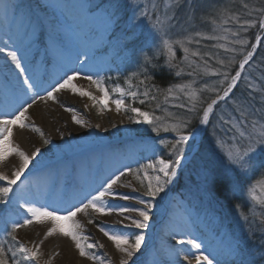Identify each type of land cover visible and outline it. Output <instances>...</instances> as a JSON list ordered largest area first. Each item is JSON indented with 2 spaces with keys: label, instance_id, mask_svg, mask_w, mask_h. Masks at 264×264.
Segmentation results:
<instances>
[{
  "label": "snow or ice",
  "instance_id": "6c2138e0",
  "mask_svg": "<svg viewBox=\"0 0 264 264\" xmlns=\"http://www.w3.org/2000/svg\"><path fill=\"white\" fill-rule=\"evenodd\" d=\"M243 7L248 8V4L245 3ZM77 8L78 11L73 14L64 3L51 4L42 0L33 8L26 7L20 0H0V53L5 56V63L0 68V161L12 155L18 157L20 161L19 167L11 173V176L0 175V181L5 182L0 186V205L3 206L0 207V224L3 225L11 241L7 248L0 244V264H36L39 245L26 246L17 239L16 233L34 221L43 219L50 221L52 225L45 239L54 234L70 238L81 258L92 261L93 264H106L100 256L91 251L97 247L103 248L104 245L89 242V237L79 232L81 225L76 220L77 214L87 213L89 209L101 215H111L114 212L120 217L117 223L125 229L135 230L128 233H110L103 227L99 229L122 254L119 264H181V257L186 264H192L193 260L195 264H247L241 242L225 230L222 224L206 232L196 228L195 232H199V235L183 229L175 231L172 235L178 237L176 244L184 247L177 248L172 245L159 255L149 253L145 243V233L149 230L151 222L155 221L156 210L163 208L171 191L170 185L177 177L182 162L186 161L189 155L199 154L204 147L202 134L207 138L208 127H213L211 142L216 149L215 154L219 164L217 168H205L203 171L207 192L223 196L230 190L234 191L237 187L236 177L246 176L254 171L258 162L264 164V122L252 120L249 123L247 113L244 111L240 112L239 118L221 115L216 125H212L210 119L220 102L227 101L231 97L241 80L245 66L249 64L264 36L259 34L256 36L252 50L247 51L239 62L238 70L231 76L227 68L228 65L235 63L233 57L223 58L219 52L201 53L199 49L191 50L188 45L193 44L192 37L174 41L164 39L163 48L170 68L177 67L173 63L176 60V51L173 47L175 44L183 51V59L187 62V66L195 65L193 71L187 75L195 77L202 71L205 76L223 77L216 82L219 88L207 84L196 88L194 87L196 80L193 79L178 84L175 88L167 89L168 96L180 101L173 107L186 108L188 113L196 114L201 126L198 128L191 127L192 120L188 118L176 120L170 125H162L159 116L132 107L130 111L133 116L129 117L131 123L147 125L157 136L161 131L172 132L175 138L171 142L161 138L163 147L168 149L166 157L157 155V150L153 147L152 157L147 163H140L137 160L135 169L131 164H124L111 171L109 175L102 176L103 169L111 167L122 155L126 157V154L133 150L135 141H131L121 153L104 145V137L96 136L95 133L88 141L82 143V137L69 140L65 139L64 133L61 132L59 144H53L47 138L43 139L45 146L51 145L55 149L54 158L47 161L43 159V153L39 148L29 155L12 142L13 129L17 126L20 129L31 128L43 138L44 134L39 128L27 123L30 120L29 109L37 99L56 101L54 93L61 90H69L80 97L86 96L94 105L99 104L105 110H110L111 103L115 105L117 113L122 110L128 111L123 98L125 95L133 100L141 95L137 91L125 93L123 88L117 87L115 92L120 98H112L99 78L84 74L81 78L90 81L102 93L101 98L97 99L91 92L73 83L80 76V72L75 67L64 71L63 75L54 82L45 80L46 61L44 59L36 61L32 56L37 32L45 25L49 34V44L45 52L51 51L54 58L63 59L72 66L79 65L80 69H84L96 67L98 59L108 53L107 47L104 46L105 37L110 43L114 34L110 33V30L119 24L118 12L100 9L99 5L92 7L88 0H81ZM257 11L261 13L259 18L241 19L238 14L229 16L223 23L233 21L237 25L235 30L218 25L213 29V34L197 33L200 38L196 39L195 43L199 45L201 39L216 41L217 43L212 45L213 48L223 49L225 54L236 53L238 49L232 45L244 48L249 44V41L241 36L242 32L257 27V24L259 29L264 31V9ZM143 15L147 16V13ZM129 25L132 26V22H129ZM218 29L220 34H216ZM3 36H7V39H3ZM131 38H134V33L131 37H124L126 41ZM190 57H199L201 63L197 64ZM209 61H215L224 70L213 68ZM149 66L156 67L152 60L145 56L143 65L145 79L140 81L141 84L149 79ZM182 72L183 69L176 71L175 76H181ZM198 92L215 93V97L204 106ZM181 94L187 97L186 103L181 100ZM142 96L149 97V91H144ZM150 98L156 99L155 95ZM139 103L144 104L145 99H140ZM65 111L75 110L66 107ZM72 121L80 128L87 126L85 121L78 119L76 115L72 116ZM95 127L99 128V125ZM112 127L115 128L116 125L113 124ZM225 145H227L226 150ZM49 151L51 152L52 149L50 148ZM37 157L41 158L37 159ZM30 165L38 173H42L37 180V190L32 192L30 184L18 190L14 186L21 177L24 176L25 180H28V177L33 175ZM125 176H131L143 189L139 196H129L116 190L117 187H132L131 182L119 183ZM133 191L137 189L133 188ZM250 195L252 201L264 205V188H261V196H257L254 190H250ZM77 197L82 198L79 202H74ZM107 198L121 201L134 200L141 207L129 205L112 207L107 205ZM39 199H45V203H39ZM237 208L240 210V217L247 221L242 205H237ZM9 223H11L10 231H8ZM89 223L93 221L89 219ZM149 255L152 256L151 260L148 258Z\"/></svg>",
  "mask_w": 264,
  "mask_h": 264
},
{
  "label": "rangeland",
  "instance_id": "374dc122",
  "mask_svg": "<svg viewBox=\"0 0 264 264\" xmlns=\"http://www.w3.org/2000/svg\"><path fill=\"white\" fill-rule=\"evenodd\" d=\"M71 1L73 0H69L68 2ZM77 1L81 2V0H74L73 2H77ZM131 1L135 4L134 9L136 11L138 9V5L141 3L143 4V11H138L136 13L135 11L132 12L133 15L137 14L136 17H142V18L145 16L143 15V13H145L146 10L149 9L150 5H152L153 8L155 7L160 8L162 6L161 3L163 2L164 6L159 11L163 19H159V24L163 25V24H168L170 22V18L169 19L167 18L164 19V18L168 14V8L170 7L169 4H171V2L174 0H131ZM175 1H179V0H175ZM20 2L26 7L31 6L35 8L36 4L38 2H42V0H20ZM46 2L51 4L68 3L67 0H46ZM88 3L92 7L99 5L100 9H108V6L106 5L103 6V4L96 3L92 0H88ZM67 5L69 7V10L71 11L72 6H69V4ZM42 30L46 32L47 35L49 36L46 25ZM113 30L114 29L110 30V33H113ZM40 33H41L40 31L37 32L36 41L38 40ZM161 34H162L161 32L156 30L150 33L147 38L145 37V39H147L145 48L147 49L141 50L138 53V56H133V50L126 49L125 46L122 45L121 41H117V39L111 36V42L109 43L108 38L105 37L104 46L107 47L108 53L106 56L99 58L97 61V66L89 68L88 69L89 72L87 74L92 75L93 78H99L102 82V86H104L109 90L112 98H120L119 94L115 92V89L117 87L123 88L125 93H128L130 91H137L135 86L132 85L128 80L129 78L125 76L126 73L125 71L128 69V67L135 68V66L136 67L143 66L144 57L148 56V58L150 59L153 53L156 57L163 56V59L167 60V55L163 48V40L169 38L168 37L165 38ZM258 34L264 36V31L259 30L257 35ZM121 36L120 37L123 38L124 35L122 34ZM241 36L243 37L242 34ZM3 39L6 40L7 36H3ZM246 39L249 41V44L246 45L244 48H241V46H239L238 51L234 54L241 55L247 53L248 51L247 47H249V45L251 44V39L248 38ZM255 42L256 40L254 41V43ZM220 43H225V41H220ZM232 47H235V45H232ZM36 49L41 50V48L39 47ZM2 55L3 53H0V68H2L4 65V59ZM253 59L254 57H252V60ZM97 69H99V71H97ZM108 74L113 75V77L111 78L112 80H110L107 83V81L105 80V76ZM82 76L83 75H80L76 83L74 81L73 83L75 85L79 84L78 86L79 88L91 92L92 95L97 97V99H100L102 93H100L96 89V86L92 84L90 81L81 78ZM211 77H213L214 79H210L209 82L214 81L215 84L218 85L216 82L220 79L215 78L214 76ZM247 85L251 87L253 92L259 93L260 90L264 92V79H247ZM217 88H219V85L217 86ZM261 95L263 94L261 93ZM123 98L125 99V103L127 105L128 111L125 112L122 110L120 113H117L115 109V105L111 103L109 104L110 110H105L99 104L94 105L93 101L88 99V97L86 96L80 97V100L86 103L87 111L90 114L92 123L95 126L99 125L101 128H104L105 133L104 135L101 136L104 137V141H103L104 145L109 146L114 151L123 153L124 150L127 148V146L130 144V142L135 141V146L133 150L127 153L126 157L122 155L120 160L115 162L116 164L107 168L109 174L111 173V171H114L116 168L121 167L124 164H131L133 169H135L137 167V163H136L137 160H139L140 163L148 162V159L152 157L153 147L156 148L157 155H160V152L163 148V143L160 142L163 136L140 135V132L149 129V126L137 125L130 122L129 117L133 116V113H131L130 111L131 104H133V99L131 97H128L127 95H125ZM173 100H174L173 105L180 102V101H176L175 99ZM181 100L186 103L187 97L181 94ZM223 104H225V101L219 104L221 106V108L219 109L220 116L224 115L225 117L239 118L240 112L244 111L247 113L248 122L250 123L252 121L249 119L250 114L248 112L251 111L250 110L251 108L248 103H246V105H239L235 103L234 105L238 112H235L231 105L228 104L223 105ZM111 112L115 113L116 115L115 122H112L110 120L109 114ZM28 114L30 119H33L35 121L33 127L39 128L43 132L44 136L42 138L39 133L34 132L31 130V128H29L27 129V132H29V136L33 141V144L29 143L27 139L25 140L23 134H20L19 135L20 138H18L19 139L18 147L29 155H31V153L35 151L36 148H39L41 150V153H43V159L45 161L51 160V158H54L53 153L55 152V149L52 148L51 145L45 146L43 144V139L44 138L50 139L53 142V144H57V142H55V140L51 136V133L53 132L52 128L49 126L48 123L43 124L42 121L38 119L39 111L35 104L32 106V108L29 109ZM113 124L116 125L115 128L112 127ZM166 125H170V124L166 123ZM123 127H126V129H123ZM84 131L87 134L94 133L93 130H91L90 128H85ZM170 135L172 136L173 134L169 133L168 135L165 136H170ZM139 137L142 138L144 137L147 139L140 140L138 139ZM225 139L227 138L225 137ZM81 142L83 143L85 141H81ZM226 147L227 145H225V150ZM50 148L52 149L51 152L49 151ZM215 153H216V149L212 144V161L210 162V165L208 167L210 169L217 168L219 164V160ZM40 158L41 157H37V159ZM192 158L189 155L187 160L182 162L181 169L184 168L191 161ZM33 169L34 168H32L30 165L31 172H34ZM204 169L205 168H201L199 170V174L195 179V182L193 184L188 185L184 189L181 190L174 189V182L172 185H170L171 191L168 194L167 200L165 201L163 208L156 210L155 221L151 222V226L149 230H147V232L145 233L146 236L145 243L148 246L149 253L154 255H159L166 252L169 249V247L172 245H175V247L177 248L182 247V245L176 244L177 238H175L170 231L171 226L175 225V222L181 224L185 223L187 225L188 232H192L196 235H199V232H195L196 228H199L201 231L206 232L208 229L214 228L217 225L222 224L225 230L230 232L237 240L241 242L247 264H255L257 258L264 259V205L252 201L250 195V190H254L257 196H261V188H264V164L258 162L257 167L255 168L254 171L249 172L246 176L235 178V184L237 185V187L232 194L234 197H237L240 200H242L244 204L243 206L245 207L246 210H248V214L246 215L244 214L248 218L247 221H245L242 217H240L239 215L240 210L235 205L229 208L228 206H226V204H223L221 202L220 204L222 205L221 206L222 216L217 214L216 211L214 210H212V212H209L208 203H210L211 200L214 201L215 193L214 192L209 193L206 191V186L203 179ZM41 174L42 173L37 172V174L29 176L27 183H25L24 185L18 186L17 184L14 187L19 190V189H23L25 185L30 184L31 191L32 192L36 191L37 180L41 177ZM0 175L11 176V173L4 168L3 161H0ZM25 175H28L27 171ZM23 177L24 176L21 177V180ZM129 182H131L132 184L131 188L117 187L116 190L129 191L130 193H132V195L139 196L140 192H142L143 189L139 187L138 182L135 179H133L131 176L122 177L119 183L128 184ZM4 183L5 182L0 181V186H2ZM133 188L137 189V191H133ZM80 199H78L77 202H79ZM41 201L45 203V199H41ZM128 202L135 203L134 200H129ZM48 203H51V201H48ZM203 205L205 207H203L202 210ZM0 207L3 206L0 205ZM177 213H182V220H177ZM13 219H15V217H13ZM89 219H91L93 223H89ZM76 220L81 225L79 232L85 236H88L89 242H98L99 244H101L99 240L94 238L90 233V231L92 232L100 231L99 229L101 227L105 228L104 217H102L101 214L96 213L91 209H89L87 213H78ZM51 227H52L51 222L42 224L41 220L34 221L31 225L19 229L16 233L17 239L26 246L33 247L34 245H39V255L37 257L36 264L51 263L52 261L51 258L53 257L52 253L54 252L51 251L50 246L53 242L58 241L57 250L55 251L58 252V254L61 253V250L63 249L62 247L66 243L72 246L74 252L78 253V251L74 246V243L70 240V238H65L59 234H54L53 236L48 237L46 241H42L40 238H38V234L40 232L46 234ZM10 230H11V223L8 224V231ZM132 231L135 230L132 229ZM158 234H162L164 237H161ZM250 239H253V245L249 244L250 242H252L250 241ZM0 242L4 243L6 245V248L11 244L10 237H8L7 233L4 231L2 224H0ZM249 246L251 248H249ZM91 251L94 254L100 256L106 262V264H119L118 259L114 258V256L111 255L108 251H106L104 247L103 248L97 247L95 249H92ZM62 253L65 254V249H63ZM148 258L149 260H151L152 256L149 255ZM82 261L86 262L87 264H93L92 261L81 258L78 253L76 262L80 263ZM181 264H183L182 257H181ZM192 264H195L194 260Z\"/></svg>",
  "mask_w": 264,
  "mask_h": 264
},
{
  "label": "trees",
  "instance_id": "16d2710c",
  "mask_svg": "<svg viewBox=\"0 0 264 264\" xmlns=\"http://www.w3.org/2000/svg\"><path fill=\"white\" fill-rule=\"evenodd\" d=\"M96 3L103 4V6H108V9H112L113 11L118 12L119 24L115 26L113 30L112 37L117 39V41H121L122 45L125 46L128 50H133V56H138V53L141 50L147 49L146 40L150 33L158 30L161 32L162 36L165 38H169L170 41H174L176 39H186L188 37H192L194 42L191 45H188L191 50L199 49L201 53L210 51V52H219L221 57L226 58L231 56L234 58L235 63L228 65L227 71L229 72V76L234 75L235 72L239 68V62L243 59V56L246 54L236 55L234 53L223 52V49L213 48L212 45L217 43L216 41H208V40H200V44L197 45L195 43L196 39H199L196 34L200 33L202 35L213 34V29H216L218 25H222L223 28L236 29L237 25L229 20L227 24H224L223 21L227 19L231 15L238 14L241 19H253L259 18L261 13L257 11V9H264V0H179L172 1L169 4L168 14L164 19H169L170 22L168 24H159V19H163L162 15L159 11L163 8L164 4L161 3V7L153 8L150 5L149 9L146 10L147 16L136 17L132 12L135 11H143V4L138 5L137 11L134 9V3L131 0H92ZM150 2V1H148ZM248 4V8H244V4ZM111 6V8H110ZM251 13V15H249ZM157 17L159 18L157 20ZM215 21V23H213ZM129 22H132V26L129 25ZM259 26L249 29L247 32H242L243 38L251 39V44L247 47V50H252V44L256 40L257 33L259 31ZM134 33V38L130 40H125L124 37H131ZM124 35L121 38V35ZM216 34H220L219 29ZM121 36V37H120ZM174 50L176 51V60L173 61L177 65V67L170 68L168 66V61L163 59V56H155L154 53L151 55L150 60H152L153 64L156 67L149 66L148 68V76L149 79L146 83L141 84L140 81L145 79L144 76V67L138 66L135 68H130L125 71V76L128 77L130 83L135 86L138 93V97L133 100L132 107L140 108L143 111H148L153 113L156 116L160 117V123L162 125L172 124L179 119H191L193 128L200 127L198 123V118L194 113H188L186 108H176L173 107V98L172 96H168L167 89L169 87L175 88L176 85L181 83H187L193 79L196 80V84L194 87L200 88L205 84L209 86H218L214 81H210V79H214L211 76H205L201 71L195 77L187 75V73L192 72L195 68V65L192 67L187 66V62L184 61V53L181 49H179L178 45L173 44ZM235 48H239V45H235ZM191 60H195L197 64H200L201 61L199 57H190ZM207 59V57H205ZM213 68H221L220 65H217L215 61H209ZM183 69L181 76H175L176 71H180ZM223 71L224 69L221 68ZM113 75H106L105 80L107 83L112 80ZM215 78L222 79L223 77L214 76ZM247 79H264V40H261L260 46L257 51V55L254 59L247 65L245 68L242 78L238 87L235 89L232 96L225 101V104L231 105L235 112H238L235 103L239 105H246L248 103L250 105V120L264 121V92L261 90L258 92H253L251 87L247 85ZM119 83V82H117ZM159 89V91H157ZM149 91V97H143L142 93L144 91ZM261 93L263 95H261ZM155 95L156 99L152 100L150 97ZM167 96V99H166ZM198 96L200 100L203 101L204 106L206 103L210 101L211 98L215 97V93L211 92H198ZM145 99L144 104H140L139 100ZM235 101V102H234ZM223 104V105H225ZM222 105V106H223ZM221 106L219 105L214 112V115L211 118V124L216 125L219 120V109ZM256 111V112H255ZM175 117V119H173ZM208 136L207 138H203L204 147L200 150L199 154L195 155L191 161L181 170L178 171V175L174 181V189L181 190L186 188L188 185L193 184L197 175L199 174V170L201 168H208L210 162L212 161V138H213V127H208L207 129ZM173 134L172 136H165L168 134ZM140 135H152L157 136L155 133H152L149 129L140 132ZM159 136H163L164 141H173L175 138V134L172 132L165 133L161 131ZM174 136V137H173ZM162 143V140H160ZM168 149L162 148L160 152V156H167ZM128 178V177H127ZM233 190L228 191L223 196H219L215 193L214 201L211 200L208 203L209 212L212 210L216 211L217 214L222 216L221 211V202L226 204L229 208L234 205H242L243 214H248V210L243 206L242 200L233 196ZM233 196V197H232ZM204 205L202 206V210ZM254 238V237H253ZM249 244L253 245V239H250ZM0 244L6 245L4 243ZM249 248H251L249 246ZM253 258V257H251ZM264 264V259L257 258L255 264Z\"/></svg>",
  "mask_w": 264,
  "mask_h": 264
},
{
  "label": "bare ground",
  "instance_id": "6f19581e",
  "mask_svg": "<svg viewBox=\"0 0 264 264\" xmlns=\"http://www.w3.org/2000/svg\"><path fill=\"white\" fill-rule=\"evenodd\" d=\"M68 1L69 0H67V2ZM73 1L68 2L66 4H69V6H72L71 12L73 14H75L78 11L77 5L80 2H78V1L73 2ZM40 32L41 33L38 37V40L35 42V47L32 49V56L34 57V59L36 61H39L41 59H44L46 61L45 68L47 71H46V76L44 77L46 81L54 82V81L58 80L63 75L64 71L68 70L71 67H75L80 72V75H84V74H87L89 72V70H88L89 68L80 69L79 65L72 66V65L68 64L63 59L54 58L51 51L45 52V49L48 48L49 36L43 30H41ZM38 47L41 48V50H37L36 48H38ZM2 56L4 59V63H5L4 54ZM251 61L249 63H251ZM78 77L74 80L75 83L78 80ZM76 86L78 87L79 84L78 85L76 84ZM54 95L56 96V101H52V100L43 101V100L37 99V102L35 103V105L39 111L38 119L41 120L43 124L44 123L49 124V126L52 128V131H53L51 133V136L53 137L55 142H57V144L61 143V136H60L61 132L64 133L65 139L72 140L74 137L80 136V137H82L81 141H85V142L88 141L91 138V135L93 134V133H89L88 135H83V134H87L84 131L85 128H90L91 130H93L94 133L96 132L95 133L96 136L104 135V133H105L104 128H101L100 126H99V128H96L95 125L92 123L91 118H90V114L87 111L86 103L84 101L80 100V97H78L79 95L74 94L69 90H61L58 93H54ZM66 107L72 108L75 111L74 112L65 111ZM73 115H76L78 119L85 121L87 126L84 127V129H83V128H80L78 125H76L72 121ZM109 115H110V120L112 122H115V120H116L115 113L111 112ZM27 123H30L32 126H34L35 121L33 119H30ZM27 129H29V128L20 129L18 126L13 129L12 142L15 145L18 146V141H19L18 138H20V136H19L20 134H23L25 140L27 139V141L29 143L33 144V141L31 140V138L29 136V132H27ZM123 129H126V127H123ZM15 131H17V132H15ZM202 137H203V134H202ZM190 157H194V156L190 155ZM114 164H116V163H114ZM3 165L7 171L12 173L16 168L19 167L18 157H14V156L7 157L3 161ZM33 170H34V172H32L33 175L37 174L36 169L34 168ZM101 175L102 176L109 175L108 170L103 169ZM41 176H42V174H41ZM28 179H29V177H28ZM27 181L28 180H25V178L23 177L22 180L19 181L18 186L24 185L25 183H27ZM117 191L124 193L126 195H129V196H134L129 191H119V190H117ZM33 192H35V191H33ZM80 198L81 197H77L74 202H77L78 199H80ZM38 202L43 203V201H41V199H39ZM107 205L112 206V207L113 206L119 207L121 205L141 207L140 205L132 203V202L114 200L111 198H107ZM187 214H188V212H187ZM101 216L104 217L105 229H107L110 233H120V232L128 233V232L132 231V229H125L122 227L121 224L117 223V221L120 219V217H118L114 212L111 215H101ZM177 220H182V213H177ZM48 222H50V221H48L46 219L41 220L42 224L48 223ZM181 229L188 231L187 225L185 223L181 224V223L175 222V225L171 226L170 231L172 234L173 232L180 231ZM90 233L94 238L99 240V242L104 245V248L106 251H108L111 255H113L114 258L118 259V262H120L122 254L115 248V246L112 244V242L109 241L108 238L104 236L103 232H101V231H95V232L90 231ZM158 235L161 237H164L162 234H158ZM45 236H46V234L42 233V232H40L38 234V238H40L42 241H46L48 239V238L45 239ZM174 237L178 238L176 236H174ZM57 242H53L50 246L51 251L54 252V253H52L53 257L51 258L52 261L50 264H87L84 261H82L80 263L76 262V258H77L78 253L74 252V250L72 249V246L67 244V243L65 245H63V247H62L63 249H65V254L62 253L63 249L61 250L60 254H58V252H55L57 250V246H58ZM182 247H184V246H182ZM183 264H186V262L183 261Z\"/></svg>",
  "mask_w": 264,
  "mask_h": 264
},
{
  "label": "water",
  "instance_id": "95a60500",
  "mask_svg": "<svg viewBox=\"0 0 264 264\" xmlns=\"http://www.w3.org/2000/svg\"><path fill=\"white\" fill-rule=\"evenodd\" d=\"M258 47H259V46H258ZM258 47L256 48V51H255L253 57L256 55ZM251 60H252V59H251ZM251 60H250V61H251ZM250 61H249V62H250ZM246 66H247V65H246ZM246 66H245V67H246ZM243 72H244V71H243ZM242 74H243V73H242ZM241 77H242V76H241ZM238 84H239V83H238ZM233 91H234V90H233ZM231 95H232V94H231ZM221 102H223V101H221ZM221 102H220V103H221ZM191 156H193V155H191Z\"/></svg>",
  "mask_w": 264,
  "mask_h": 264
}]
</instances>
